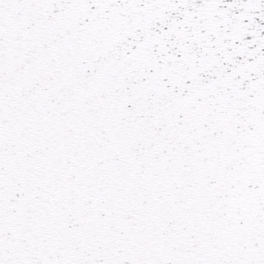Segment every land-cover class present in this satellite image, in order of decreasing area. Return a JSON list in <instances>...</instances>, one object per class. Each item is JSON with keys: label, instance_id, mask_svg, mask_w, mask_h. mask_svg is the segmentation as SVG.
Here are the masks:
<instances>
[{"label": "snow or ice", "instance_id": "snow-or-ice-1", "mask_svg": "<svg viewBox=\"0 0 264 264\" xmlns=\"http://www.w3.org/2000/svg\"><path fill=\"white\" fill-rule=\"evenodd\" d=\"M0 264H264V0H0Z\"/></svg>", "mask_w": 264, "mask_h": 264}]
</instances>
